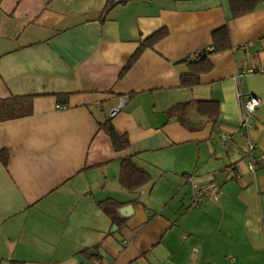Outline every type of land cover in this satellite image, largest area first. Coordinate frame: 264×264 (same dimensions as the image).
Returning a JSON list of instances; mask_svg holds the SVG:
<instances>
[{"label":"crops","instance_id":"0c3cea01","mask_svg":"<svg viewBox=\"0 0 264 264\" xmlns=\"http://www.w3.org/2000/svg\"><path fill=\"white\" fill-rule=\"evenodd\" d=\"M224 24L232 48L181 86V60ZM248 66L264 67V0L238 17L229 0H0V264H264V164L246 149H264V101L246 128L237 96L264 100V72L236 80ZM11 97L31 110L9 117ZM196 100L216 101V121L167 115ZM107 119L128 147L113 148ZM128 155L151 177L134 192L118 181ZM209 182L217 193L193 204Z\"/></svg>","mask_w":264,"mask_h":264},{"label":"trees","instance_id":"16d2710c","mask_svg":"<svg viewBox=\"0 0 264 264\" xmlns=\"http://www.w3.org/2000/svg\"><path fill=\"white\" fill-rule=\"evenodd\" d=\"M261 1L263 0H229L232 17H238L253 11ZM165 35H167V30L165 28H160L147 36L130 57L121 75L133 64L145 47H152L155 42L163 38ZM211 40L210 49L199 51L181 60V62H184L187 67L186 71L180 73L181 86L189 87L198 84L200 76L210 71L212 67L210 55L224 52L232 48L230 32L226 24L212 31ZM21 100H25V103L30 104L31 97L9 98L8 102H10V106L13 107L9 108V117L25 115L31 110L30 108H27L28 110L18 108L17 105L21 103ZM3 105H5V102L0 103V113L6 116L7 113L5 110L8 108L2 110ZM217 113V103L213 100H196L179 103L173 105L167 110V115L176 117L180 123L189 129L199 128L202 125V121H206L205 119L216 121ZM100 128L110 136L112 146L115 150H121L128 147L129 141L127 135L116 131L110 119L100 123ZM0 157L2 158L3 163L6 164L5 157H2V155H0ZM150 179L151 177L148 172L136 164L132 155L125 156L121 159L118 181L129 192L138 190L140 187L148 183ZM98 204L115 219L116 209L121 206L122 203L109 198L99 201ZM13 263L21 264L22 262L13 260Z\"/></svg>","mask_w":264,"mask_h":264},{"label":"built area","instance_id":"2783aa9c","mask_svg":"<svg viewBox=\"0 0 264 264\" xmlns=\"http://www.w3.org/2000/svg\"><path fill=\"white\" fill-rule=\"evenodd\" d=\"M255 71L264 72V67L248 66L244 69H239L236 73L235 79L239 80L245 73ZM237 96L241 100L240 125L241 127L248 128L250 127V118L255 114L256 109L262 104L264 100L263 98L254 94H243L240 90L237 92ZM120 108L121 103L110 111V115L114 116ZM219 137L221 142L226 144L232 138V133L230 131H222ZM246 149L247 154L251 158L249 162V167L251 169L255 168L256 163L264 164V149L258 151L255 143L250 139L246 140ZM194 188L195 193L192 201L193 204H197L209 196H214L218 191V187L214 182L196 184L194 185Z\"/></svg>","mask_w":264,"mask_h":264},{"label":"water","instance_id":"95a60500","mask_svg":"<svg viewBox=\"0 0 264 264\" xmlns=\"http://www.w3.org/2000/svg\"><path fill=\"white\" fill-rule=\"evenodd\" d=\"M125 207H126V206H125ZM121 209H123V207H122Z\"/></svg>","mask_w":264,"mask_h":264}]
</instances>
